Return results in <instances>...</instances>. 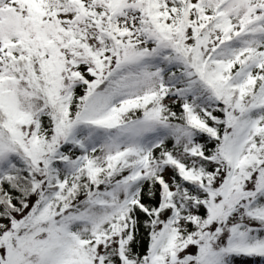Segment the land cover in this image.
Wrapping results in <instances>:
<instances>
[{"label": "snow or ice", "instance_id": "obj_1", "mask_svg": "<svg viewBox=\"0 0 264 264\" xmlns=\"http://www.w3.org/2000/svg\"><path fill=\"white\" fill-rule=\"evenodd\" d=\"M0 264H264V0H0Z\"/></svg>", "mask_w": 264, "mask_h": 264}]
</instances>
